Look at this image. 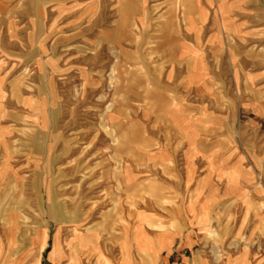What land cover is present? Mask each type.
I'll return each mask as SVG.
<instances>
[{
	"label": "rangeland",
	"instance_id": "1",
	"mask_svg": "<svg viewBox=\"0 0 264 264\" xmlns=\"http://www.w3.org/2000/svg\"><path fill=\"white\" fill-rule=\"evenodd\" d=\"M176 2L0 0V225L23 253L54 234L56 256L59 229L109 245L139 209L172 228L209 195L205 254L264 264V0Z\"/></svg>",
	"mask_w": 264,
	"mask_h": 264
},
{
	"label": "crops",
	"instance_id": "2",
	"mask_svg": "<svg viewBox=\"0 0 264 264\" xmlns=\"http://www.w3.org/2000/svg\"><path fill=\"white\" fill-rule=\"evenodd\" d=\"M204 155L207 170L199 183L202 185L210 183L213 187V184L218 183L222 178L220 177V165L210 152ZM1 180L0 174V186H4ZM158 198L161 200L162 195ZM214 207V202L211 201L209 195L206 197L197 195L180 208V213L172 228H162L161 211L155 214L139 209L131 220H125V223H122V235L118 234V226L114 225L115 227L111 229L110 244L106 246L99 243V232L95 227L79 229V233L75 235L72 233L73 229L68 234L64 229H59L58 239L61 249L56 256L52 257L50 252L54 234L48 245L47 230H45L47 236L43 249H39V241L33 237L30 244L32 248L27 249L25 253L21 247H17V238L20 237L22 230L16 226L15 214V224L13 227L11 225L9 230L2 229L0 225V264H32L36 257H39V264H42L40 254L46 248L48 252L44 261L47 264H59L60 262L66 264L67 262L72 264H216L208 250L205 254L201 244L202 236L208 234L210 221L215 217ZM89 240L90 243H88ZM13 243V249L7 252V247ZM33 250L34 253H31ZM29 254L34 255L27 263L25 258ZM223 264L262 263L256 258H250L226 261Z\"/></svg>",
	"mask_w": 264,
	"mask_h": 264
},
{
	"label": "bare ground",
	"instance_id": "3",
	"mask_svg": "<svg viewBox=\"0 0 264 264\" xmlns=\"http://www.w3.org/2000/svg\"><path fill=\"white\" fill-rule=\"evenodd\" d=\"M177 2L176 3H180V1L181 0H176ZM143 10V13L145 14L146 13V15H147V12L144 10V9H142ZM143 14V15H144ZM176 20V19H175ZM175 20H172V22H171V25H170V27H172L173 28V30H175L176 31V21ZM126 25V24H125ZM123 33H125V34H128L126 31H124ZM160 47H161V43H160ZM66 264V263H65ZM68 264V263H67Z\"/></svg>",
	"mask_w": 264,
	"mask_h": 264
}]
</instances>
